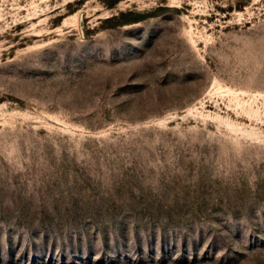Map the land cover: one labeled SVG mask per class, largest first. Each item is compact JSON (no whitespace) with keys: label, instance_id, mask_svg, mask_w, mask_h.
I'll return each instance as SVG.
<instances>
[{"label":"rangeland","instance_id":"1","mask_svg":"<svg viewBox=\"0 0 264 264\" xmlns=\"http://www.w3.org/2000/svg\"><path fill=\"white\" fill-rule=\"evenodd\" d=\"M0 264H264V0H0Z\"/></svg>","mask_w":264,"mask_h":264}]
</instances>
